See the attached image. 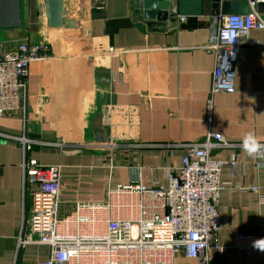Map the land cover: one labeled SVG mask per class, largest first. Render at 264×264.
<instances>
[{
    "label": "crops",
    "instance_id": "0c3cea01",
    "mask_svg": "<svg viewBox=\"0 0 264 264\" xmlns=\"http://www.w3.org/2000/svg\"><path fill=\"white\" fill-rule=\"evenodd\" d=\"M167 1L169 18L176 10L186 16L184 23L173 18L169 25H148L134 0H105L101 9L82 0L80 26L70 30L47 26L43 0H21V25L0 30V42L6 45L7 33L19 29V40L49 43L50 56L30 64L25 120L16 113L0 116V133L25 130L48 143L82 144L62 151L35 145L30 152L40 164L60 165V218L77 203L102 201L111 186L164 184L167 168L184 154L181 144L219 133L238 146L217 152L239 164L234 173L225 169L220 175L225 184L218 203L222 250H210L209 264H264V252L253 247L264 238V204L257 202L256 192L244 189L256 186L264 194V170L256 167L264 161L241 147L247 132L264 143V29L250 30L238 48L234 92L211 93L214 57L202 46L219 15L205 13L202 0ZM101 128L108 142L146 146L113 154L97 149L93 140ZM168 144L172 147H159ZM20 162V145L0 137V264H13L30 208ZM47 252L46 245L29 244L17 259L42 261ZM173 264L197 260L178 252Z\"/></svg>",
    "mask_w": 264,
    "mask_h": 264
},
{
    "label": "built area",
    "instance_id": "2783aa9c",
    "mask_svg": "<svg viewBox=\"0 0 264 264\" xmlns=\"http://www.w3.org/2000/svg\"><path fill=\"white\" fill-rule=\"evenodd\" d=\"M257 1L249 0L251 8L246 13L217 14L210 23L209 39L202 48L214 57L211 93L234 92L238 48L250 30L264 29V17L255 9ZM104 2L88 0L98 9ZM171 16L179 23L186 21L176 10ZM49 56L50 44L44 41L23 38L11 46L0 42V116L16 113L25 120L30 64ZM0 137L20 145L22 189L30 195L13 264H173L178 252L195 258L197 264H209L210 250L221 252L218 203L225 184L220 175L225 169L234 173L239 164L237 158L218 153L238 146L221 134L209 133L200 141L181 144L184 154L178 165L167 168L164 184L111 186L102 201L77 203L62 218L57 215L60 165L40 164L30 152L35 145L51 144L62 151L82 144L48 143L25 130L19 135L0 133ZM93 146L113 154L146 145L109 141ZM256 167L264 170V164ZM244 189L256 192L257 202L264 204V194L256 186ZM29 244L46 245L47 258L20 262L17 255Z\"/></svg>",
    "mask_w": 264,
    "mask_h": 264
},
{
    "label": "water",
    "instance_id": "95a60500",
    "mask_svg": "<svg viewBox=\"0 0 264 264\" xmlns=\"http://www.w3.org/2000/svg\"><path fill=\"white\" fill-rule=\"evenodd\" d=\"M21 0H0V30L17 28L21 24ZM141 9V16L151 25L156 21L172 23L169 18V3L167 0H134ZM205 13L211 15H227L246 13L249 0H202ZM46 24L58 29H78L83 13L82 0H43ZM259 14H264V0L255 3ZM107 114L106 108L104 115ZM108 134L104 128L95 132L94 142L104 144L108 142ZM63 142V141H62ZM73 151V150H72Z\"/></svg>",
    "mask_w": 264,
    "mask_h": 264
},
{
    "label": "clouds",
    "instance_id": "9594fccd",
    "mask_svg": "<svg viewBox=\"0 0 264 264\" xmlns=\"http://www.w3.org/2000/svg\"><path fill=\"white\" fill-rule=\"evenodd\" d=\"M241 147L249 157L264 161V143H261L254 132H247L242 140ZM253 247L264 252V238L253 242Z\"/></svg>",
    "mask_w": 264,
    "mask_h": 264
},
{
    "label": "rangeland",
    "instance_id": "374dc122",
    "mask_svg": "<svg viewBox=\"0 0 264 264\" xmlns=\"http://www.w3.org/2000/svg\"><path fill=\"white\" fill-rule=\"evenodd\" d=\"M22 32H23L22 30L17 29L16 31H11V32L7 33V36H6L7 38H4V39H6V43H7L6 45L11 46L15 42H18L19 37L22 35Z\"/></svg>",
    "mask_w": 264,
    "mask_h": 264
}]
</instances>
